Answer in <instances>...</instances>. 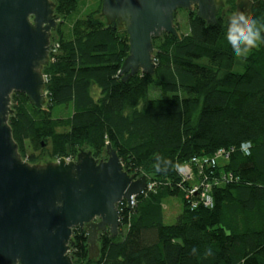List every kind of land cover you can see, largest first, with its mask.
<instances>
[{
	"label": "trees",
	"instance_id": "1",
	"mask_svg": "<svg viewBox=\"0 0 264 264\" xmlns=\"http://www.w3.org/2000/svg\"><path fill=\"white\" fill-rule=\"evenodd\" d=\"M54 4L62 22L42 70L45 104L37 109L12 94L13 139L36 150L50 143L57 160L81 150L104 160L109 144L128 174L154 184L130 210L118 207V236L100 235L97 258L88 259L86 234L73 229V264H264V43L239 59L226 40L228 22L206 25L194 15L186 35L153 40L154 76L123 81L125 30L109 26L99 8L82 14V0ZM251 18L264 25V0H254ZM59 108L67 113L56 115ZM218 150L227 155L223 164L191 163ZM157 163L166 171L157 172ZM183 165L209 185L210 204L189 193ZM169 197L181 207L167 225Z\"/></svg>",
	"mask_w": 264,
	"mask_h": 264
},
{
	"label": "water",
	"instance_id": "2",
	"mask_svg": "<svg viewBox=\"0 0 264 264\" xmlns=\"http://www.w3.org/2000/svg\"><path fill=\"white\" fill-rule=\"evenodd\" d=\"M248 6L239 2L236 14L245 15ZM193 7L199 20L216 24L215 0H102V17L128 37L118 76H154L153 40L178 39L174 14ZM54 9L51 0H0V264H73V229L86 234L88 259L97 258L100 235L118 236V205L126 202L130 210L131 199L147 187L148 178L128 174L109 144L104 160L83 150L75 162L21 158L8 124L11 96L22 93L37 109L45 104L42 70L58 23Z\"/></svg>",
	"mask_w": 264,
	"mask_h": 264
},
{
	"label": "rangeland",
	"instance_id": "3",
	"mask_svg": "<svg viewBox=\"0 0 264 264\" xmlns=\"http://www.w3.org/2000/svg\"><path fill=\"white\" fill-rule=\"evenodd\" d=\"M52 2H55L56 0H51ZM85 2L84 6H80V8L82 9V14H86L89 13L90 11H94L96 9L99 8V17H101L102 19H104L101 15V3L102 0H82ZM196 10H192L190 12L188 11H183V10H177L174 14V26L178 32V35H186L188 28H187V20L189 17L194 16L195 15ZM234 7L232 8V12H229L228 10H226L225 8V12L223 14V21L224 23L229 22V18L231 16L234 15ZM247 17L251 18V8L249 10H247L246 15ZM62 22V20L60 21L59 17H58V23ZM57 23V25H58ZM121 28H123V26H121ZM61 30L65 29V25H62ZM124 29V28H123ZM55 31V30H53ZM52 31V33H53ZM221 56L219 54H215L214 58L215 59H219ZM67 111H63V109L59 108L55 114L59 115V114H66ZM19 148L22 151V159L25 160L26 162L32 164V162H39V164H45V163H50V162H55L57 159L54 157H51L49 155L50 153V143H47L44 147L36 150L34 149V147L29 144L27 141L25 140H20L18 142ZM83 151H87V150H83ZM73 155V154H70ZM226 157V158H225ZM223 156L222 158H219L217 160V162L219 164H223L224 161L227 159V156ZM184 166V174H186V180L187 183L189 184V187L193 186L197 180V175L194 174L192 171V173H190V167L188 165H183ZM189 173V175H188ZM183 174V175H184ZM184 177V176H183ZM193 184V185H192ZM184 194V193H183ZM180 204H179V199L177 197H169L166 198L163 202V212H164V217H165V224L170 225L173 224L176 218V215L178 214L179 210H180ZM99 246V244H98Z\"/></svg>",
	"mask_w": 264,
	"mask_h": 264
},
{
	"label": "clouds",
	"instance_id": "4",
	"mask_svg": "<svg viewBox=\"0 0 264 264\" xmlns=\"http://www.w3.org/2000/svg\"><path fill=\"white\" fill-rule=\"evenodd\" d=\"M226 40L234 55L239 59H245L253 48L264 43V25L258 26L256 19L244 14L233 15L229 18ZM157 160L160 158L158 157ZM156 171L161 172L166 171V169L161 168L160 164L157 163ZM192 252L195 254L197 249L193 248ZM205 255H212V250L207 249Z\"/></svg>",
	"mask_w": 264,
	"mask_h": 264
},
{
	"label": "built area",
	"instance_id": "5",
	"mask_svg": "<svg viewBox=\"0 0 264 264\" xmlns=\"http://www.w3.org/2000/svg\"><path fill=\"white\" fill-rule=\"evenodd\" d=\"M248 148H249V145L248 144H243L241 145V150L244 152V153H247L248 152ZM225 157L227 156L223 151L221 150H218L214 156L212 158H205V159H192L191 160V163L199 166V167H208V168H213L217 165V160L219 158H222V157ZM226 158V157H225ZM63 160H65L66 162H75L76 161V155H69V156H66ZM184 170V166L179 170L182 178H183V181H188L186 180V174H184L183 172ZM190 173L191 172V168H190ZM184 174V175H183ZM196 174V173H194ZM189 175V173H188ZM184 176V177H183ZM137 177V176H136ZM199 180V177L197 175V180L195 182V184L193 186L190 187L189 189V193L190 194H193L195 196H199L200 198H202L206 204H210L211 203V200H210V197H209V185L208 184H205V183H201L198 181ZM153 186L154 184H152V182L148 179L147 180V187L144 191L145 192H148V191H151L153 189ZM134 200H135V197L131 199V202H130V206L132 207L133 204H134ZM121 204H126V206L128 207V204L126 202H122L118 205V207L121 205Z\"/></svg>",
	"mask_w": 264,
	"mask_h": 264
},
{
	"label": "flooded vegetation",
	"instance_id": "6",
	"mask_svg": "<svg viewBox=\"0 0 264 264\" xmlns=\"http://www.w3.org/2000/svg\"><path fill=\"white\" fill-rule=\"evenodd\" d=\"M241 1L244 2L246 0H215V3L219 5V9L216 13V24L219 22L224 23L223 14L225 12V8L229 12H232V8L234 7V12L236 14L237 4H239V2ZM247 1H249V6L247 7L246 12L252 7L254 0H247ZM193 10H196V7H193ZM246 12H245V15H246Z\"/></svg>",
	"mask_w": 264,
	"mask_h": 264
}]
</instances>
